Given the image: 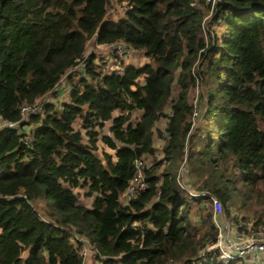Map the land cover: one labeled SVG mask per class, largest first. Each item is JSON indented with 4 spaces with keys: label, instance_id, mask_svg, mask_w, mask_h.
<instances>
[{
    "label": "trees",
    "instance_id": "1",
    "mask_svg": "<svg viewBox=\"0 0 264 264\" xmlns=\"http://www.w3.org/2000/svg\"><path fill=\"white\" fill-rule=\"evenodd\" d=\"M113 2L127 6L118 18L107 16ZM208 10L193 0H0V264H82L73 233L101 264H223L205 251L212 212L177 184L182 165L187 186L215 195L228 219L238 220L237 196L249 213L240 220L264 227V0H220L204 32ZM89 40L148 60L110 72L91 52L72 71ZM62 79L68 100L41 101ZM36 101L42 111L20 121L19 107ZM136 159L147 186L124 203Z\"/></svg>",
    "mask_w": 264,
    "mask_h": 264
},
{
    "label": "built area",
    "instance_id": "2",
    "mask_svg": "<svg viewBox=\"0 0 264 264\" xmlns=\"http://www.w3.org/2000/svg\"><path fill=\"white\" fill-rule=\"evenodd\" d=\"M220 0H193V4L202 7L203 4L209 6L208 14L203 21L204 32L208 31V20L214 11L215 5ZM119 7L125 12L127 6L125 3H120ZM99 49L98 60L106 66L108 71L120 72L122 63L126 62L131 54V49L122 42H113L110 44L100 45L95 44ZM89 52H85L83 59H78L77 64L71 70L81 69L85 66V58ZM196 93L192 103L194 106L192 113V123L195 124L199 116V109L196 107L199 95V85L195 87ZM42 111L41 101H36L33 104H22L19 107L20 121L27 119L31 115L38 114ZM18 122L8 121L2 122L1 125L6 127H16ZM187 173V167L182 165L176 177L179 187L187 192L193 199L200 200L203 204L210 205L212 210V223L217 229L216 238L205 248V251L212 252L216 258L223 264L231 261L237 264H264V227L252 229L251 224H245L241 220L230 221L223 214V205L220 200L210 192L197 191L190 189L184 175ZM147 182L144 176V162L141 159H136L134 163V173L123 193L125 202L130 201L140 192L146 189ZM72 241L79 243V253L82 257V264H85L87 257L94 260V264H101L95 260V251L87 242V240L77 234H72Z\"/></svg>",
    "mask_w": 264,
    "mask_h": 264
},
{
    "label": "rangeland",
    "instance_id": "3",
    "mask_svg": "<svg viewBox=\"0 0 264 264\" xmlns=\"http://www.w3.org/2000/svg\"><path fill=\"white\" fill-rule=\"evenodd\" d=\"M109 12L107 14L108 17L110 18H118L119 16L123 15V11H122V8L119 7V4L118 3H111L110 7H109ZM212 29L214 30V26L212 25ZM217 30V28H216ZM218 31V30H217ZM89 52V53H94L96 55H99V49L95 46V44L93 43V40H89L86 44V53ZM148 59L144 56V54L142 52H136V51H132L131 54L129 55V57L127 58L126 62L127 63H131V64H134L136 66H139L141 64H143L144 62H146ZM64 79L61 80V82L59 83V85L57 86V92L58 94L56 96H53L51 94H48V95H45L41 101H46V100H51L53 102H56L57 103H60L62 101H67L68 100V96H67V92H68V89H66L67 86H65V83H64ZM175 92L173 91V94ZM195 93H196V90L194 89L193 91L190 92V99L193 100V97L195 96ZM138 114V113H136ZM134 117H138L139 115H136ZM163 123L160 122L159 123V126H161ZM79 125V122L77 121L76 123V127ZM103 133H108V129L107 127H105V130ZM157 145L159 146L160 143L158 142ZM103 146V145H102ZM104 149L108 150L106 147H104ZM150 160V157L149 159H147V162ZM80 202L86 206H89L90 203H91V199L89 198H86L85 196L82 195V190L80 191ZM122 202L125 203V200L124 198L122 197ZM203 204V203H202ZM42 205H43V201L40 200V201H37V202H33V206L40 212L42 213ZM204 208L208 209L212 212L211 210V207L210 205H205L203 204ZM229 210L231 212V215L232 217L235 216L236 219L240 220V218L242 216H245V215H248V211L241 207V204H240V200L237 196H234L231 200V202L229 203ZM223 214L225 215V211L223 209ZM252 217H254V215H251L250 218L252 219ZM227 218V217H226ZM228 219V218H227ZM229 220V219H228ZM230 221H232L230 219ZM27 255V250H23L22 254H21V257L22 258H25Z\"/></svg>",
    "mask_w": 264,
    "mask_h": 264
},
{
    "label": "crops",
    "instance_id": "4",
    "mask_svg": "<svg viewBox=\"0 0 264 264\" xmlns=\"http://www.w3.org/2000/svg\"><path fill=\"white\" fill-rule=\"evenodd\" d=\"M136 113H138V114H136ZM115 114H116V113H115ZM135 114H136V115H139L140 112H135V113L133 114V116H135ZM109 125H110V124H107V125H106L107 129H108ZM108 132H109V131H108ZM186 174H187V173H185V175H184L185 182H186V180H187ZM122 197H123V196H122ZM121 199H122V198H121ZM85 264H94V260H93L92 258H90V257H87V259H86V261H85Z\"/></svg>",
    "mask_w": 264,
    "mask_h": 264
}]
</instances>
